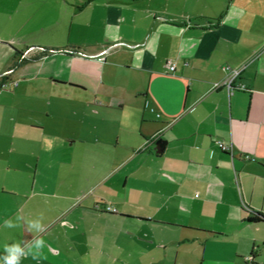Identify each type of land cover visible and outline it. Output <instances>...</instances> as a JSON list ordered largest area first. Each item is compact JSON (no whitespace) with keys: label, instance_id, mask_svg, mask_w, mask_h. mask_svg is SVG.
<instances>
[{"label":"crops","instance_id":"crops-1","mask_svg":"<svg viewBox=\"0 0 264 264\" xmlns=\"http://www.w3.org/2000/svg\"><path fill=\"white\" fill-rule=\"evenodd\" d=\"M55 1L0 0V264H264V0Z\"/></svg>","mask_w":264,"mask_h":264},{"label":"built area","instance_id":"built-area-1","mask_svg":"<svg viewBox=\"0 0 264 264\" xmlns=\"http://www.w3.org/2000/svg\"><path fill=\"white\" fill-rule=\"evenodd\" d=\"M168 67L170 68V70H173L175 68V63L173 61H169ZM223 68H224V70H226L227 74L222 81H216L215 82L214 85L216 87L224 85L227 87L229 93H232L233 91H235L237 89H239V90L240 89L241 90L247 89V86L244 83L237 80L238 77L240 76L241 71H242L241 68H233L228 64L223 65ZM9 73H10V71L0 74V91L2 89L10 87V85H12V84H17L16 80L9 78V75H8ZM219 145L225 151H232V145L230 143H225L223 141H219ZM245 157L246 158H252L251 155H249V154H245ZM105 208L107 210L116 211V208L112 207L110 205H107Z\"/></svg>","mask_w":264,"mask_h":264},{"label":"rangeland","instance_id":"rangeland-1","mask_svg":"<svg viewBox=\"0 0 264 264\" xmlns=\"http://www.w3.org/2000/svg\"><path fill=\"white\" fill-rule=\"evenodd\" d=\"M64 1L67 2V1H70V0H64ZM174 1L177 2V3H175V5L172 6V8L174 10H179V11L182 10L183 9V4L181 2H179V1H177V0H174ZM48 3L50 5L48 7V9H47V6L44 7L42 5V10H41L42 20L45 19V18L51 20L52 14L53 15L57 14V17H60L61 11L59 9H57V8H54L56 1L55 0H48ZM53 17H55V16H53ZM48 34L49 33L47 31L41 32L40 40L41 41L50 40V39L51 40H54L53 38H51L50 36H48ZM64 38H65V33L63 31L61 34L60 33L57 34L56 41L63 42L64 41ZM39 46H41V47H39L40 50H43L44 49L43 48L44 45H39ZM182 258H183V264H201V259H200L199 255H197V254L192 255L187 250H185V252H183V257Z\"/></svg>","mask_w":264,"mask_h":264},{"label":"trees","instance_id":"trees-1","mask_svg":"<svg viewBox=\"0 0 264 264\" xmlns=\"http://www.w3.org/2000/svg\"><path fill=\"white\" fill-rule=\"evenodd\" d=\"M250 213L251 214L248 216L249 220L258 221L264 218V215L261 212H258L256 210H251Z\"/></svg>","mask_w":264,"mask_h":264},{"label":"water","instance_id":"water-1","mask_svg":"<svg viewBox=\"0 0 264 264\" xmlns=\"http://www.w3.org/2000/svg\"><path fill=\"white\" fill-rule=\"evenodd\" d=\"M161 140V139H160ZM160 140H158V144H159V146L157 147V152H160V151H162L163 150V148H164V144H162V145H160Z\"/></svg>","mask_w":264,"mask_h":264}]
</instances>
